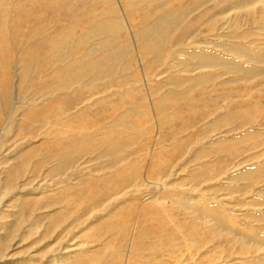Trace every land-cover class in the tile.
I'll list each match as a JSON object with an SVG mask.
<instances>
[{
	"label": "bare ground",
	"instance_id": "6f19581e",
	"mask_svg": "<svg viewBox=\"0 0 264 264\" xmlns=\"http://www.w3.org/2000/svg\"><path fill=\"white\" fill-rule=\"evenodd\" d=\"M218 1L222 11L211 20L206 13L199 19L201 25L212 31L216 22L221 29L229 25L232 31L242 32L219 37L248 41L250 32L240 30V18H244L256 24L254 31L263 43L245 42L251 47L235 42L197 43L198 48L186 46L189 50L184 54L190 62H179L178 48L198 31L196 23L187 24L190 15L211 0H0V261L8 263L19 239L18 247L30 240L20 248L21 264H35L32 258L38 256L45 264H209L205 256L211 250L216 253L219 241L227 239L230 246L240 241L246 257L239 263L252 264L253 257L255 264H264V240L230 225L218 212L217 200L211 205L203 194L211 190L203 183L220 176L212 165L217 158L209 148L221 140L210 142L207 131H191L194 123L218 113L217 107L213 113L195 110L206 97L211 99L212 91L255 76L254 67L222 59V54L264 68V54L250 50L263 46L264 53V33L260 34L264 32V0ZM232 1L241 2L233 7L235 17H229L230 8L223 9ZM39 53L45 58L40 59ZM170 64L173 76L182 77L166 80L167 92L149 88L146 79L151 66ZM139 74L141 82L136 84ZM227 75L236 77L215 83ZM136 88H142L141 93L134 92ZM244 94L248 99V93ZM91 98L96 99L91 102ZM240 106L225 108L226 116H239V109L242 121L218 135H236L252 126L255 105ZM183 110L195 114L180 129L187 135L185 146H200L196 156L190 161L175 149L164 161H156L150 149L157 150L163 143L165 136H159V129ZM169 134L174 136L175 131ZM251 134L245 130L241 137L219 139L221 145L240 144ZM36 138L38 145L33 142ZM132 146L136 151L127 155ZM143 153L147 161L141 166V162L132 163L131 169L129 161ZM158 153L161 157L168 152ZM246 159L254 163L252 168L227 177L229 183L242 186L215 189L254 192L244 216L264 233V169L257 164L259 154ZM123 168L128 170L126 176ZM34 180L39 185L32 186ZM178 194L183 197L178 199ZM172 204L199 227L213 232L211 249L206 240L182 236L183 224L169 214ZM145 224L155 225L143 232ZM176 235L181 238L174 243ZM40 246L38 255L25 253ZM218 263V257L211 259L210 264Z\"/></svg>",
	"mask_w": 264,
	"mask_h": 264
},
{
	"label": "rangeland",
	"instance_id": "374dc122",
	"mask_svg": "<svg viewBox=\"0 0 264 264\" xmlns=\"http://www.w3.org/2000/svg\"><path fill=\"white\" fill-rule=\"evenodd\" d=\"M201 1L204 2L205 0H201ZM211 1H212V3L210 5L205 6V7H200V9L198 11H196L190 15L191 17H190V19H188L187 24L192 23V22L196 23L195 29H197L198 31H197L196 36H192L190 40L186 39V42L178 48L177 53H175L176 54L175 58L179 59L180 60L179 62H182L184 60H187L190 62V59H188V57H186L184 54V52L189 50L186 46H194V47L198 48L199 45L197 43H202V42H216V43L218 42V43H221V42H223L225 44L226 43L233 44L235 42V43L241 44L245 47H251V46L246 45L245 42H256L257 40H259L258 42L263 43V38H259V35H257L254 31L256 24L253 22H248L247 20H244V18H240V22H241V25H240L241 29L240 30H243L245 32H250L251 36L248 38V41H240V40L231 41V40H227L224 37H219L220 34L226 36V35H234L235 33L238 34V33L242 32V31H238V30H236L238 32L232 31L229 25H228L229 29H226V27L221 29V24L216 22L214 25V31L209 30V29H207L206 26L201 25L199 19L202 16H204L206 13H208L210 15L208 20H211L212 15L216 16L219 12L222 11V9H220L218 7V2H219L218 0H211ZM240 1H242V0H240ZM240 1H239V3L237 1L236 2L232 1L233 3L227 2V4L225 6H223L224 7L223 9L230 8V10L228 11L229 17H235V12L233 11V7L237 4H241ZM142 13L143 12L140 11L138 13V15L141 16ZM254 13H255L256 19H258V17H257L259 15L258 4L254 7ZM235 20L238 22L237 19H235ZM262 33H264V32H260V34H262ZM214 35H217V36H214ZM217 37H219V38H217ZM187 40H189V42H187ZM255 48H256V50H253V49H250V50L256 54H259V55L264 54L261 50L263 48V46L255 47ZM259 49L261 51H259ZM179 50L181 51V53L179 52ZM37 56L39 58L41 57L40 59L45 58V54L39 53V54H37ZM221 57H222V59H225V60H233L235 62H239V64L241 66H244V67H246V66L254 67L251 69L255 71V74H254L255 76L253 77V79H248L245 81L243 80L237 84H235V83L229 84V85L224 84L222 87H218L216 90L212 91V93L209 95V96L212 95L211 99L207 100L206 99L207 97H206L204 99L205 101L203 100V103H199L197 106H195V110L200 111V112H202V110H203V112L212 111L211 113H213V109L215 107H217L218 113L214 112L213 115L209 116L208 118H206L202 121H199L197 123H194L193 130H191V131H192V133L194 132V134L196 132V129L198 131L200 130L199 132L207 131L208 135L210 136V138H208V141L212 142L213 140H216V141L221 140L219 143L220 145L222 143V139L231 140L235 137H241L244 135L245 130L250 131L252 134L247 136L245 140L243 139V141L240 144L233 143L234 141H229L225 145L220 146L218 144H215V146L209 148L211 150L212 154L215 155V157L218 159V160L217 159L214 160L212 162V165H213V168H215V169L217 168L219 170L220 176L217 180L208 181L209 183L208 182L203 183L204 186L207 185L209 187V189L211 188V190H210L211 192L205 191V192H203V194L206 196L208 203L211 205L214 204L217 200V202H216L217 206L216 207H217V210H219L218 212L223 216V218L225 216V219H229L228 222H229V224L231 222L230 225H232L235 228H238L240 230H246L247 233L253 234L254 237H256L257 239H260L262 241V240H264V238H263L264 233L262 231H260L259 229L256 230V228H254L250 224L251 220L249 222V220L244 216L247 209H248V204H247L248 202L247 201H250L249 197L252 194H254V192H252L251 190H248L246 193H242V194L234 192V191H232V193H231L230 190L215 189V186H218V185L242 186L241 183H240V185H239V183H234V182L229 183L227 181V177L229 178L230 174H232L238 170L245 169L244 167L252 168L254 166V163L252 161L247 162V159H246V157L249 155L259 154L260 159H259V163H257V164H258V166H260L264 169V163H263L264 162V71H262L264 68H262V65H260V64H258V65H251V64L246 65V64L242 63V61H240L239 59L232 58L231 55L228 53L222 54ZM171 65H173V64H170L168 66H154V65H153L154 67L151 66L150 70H148L147 79H146V80H148L149 88L157 89V90H159V92H163V91L167 92L168 89H170V88L168 86H165L166 82H167L166 80H168L169 78H172V80H176L178 76L182 77V74L181 75L177 74L176 76H173L175 73L171 69L173 67ZM161 72H165V73L160 74ZM187 77H189V76H187ZM234 77H236V76H232V75L223 76V77L217 79L215 83L219 84V82L220 83L221 82H224V83L229 82V80L231 78H234ZM132 82H133L132 79H130L129 84H133ZM134 82L136 84H139L141 82V74H139V76L134 79ZM120 83L122 84L123 81H121ZM230 85H232V86H230ZM207 87H209V86H207ZM141 90H142V88L141 89L136 88V89H134V92H140L141 93ZM245 92L248 93L247 94L249 96L248 99L246 98V95L244 94ZM222 96H224V98ZM195 97L200 99V96L198 93H195ZM95 99L96 98H91V102L95 101ZM114 99L115 98L112 97V100H114ZM146 101H147L146 99L143 100V102H146ZM140 102H142V100H139V103ZM205 102H206V104H205ZM243 104H245V105L247 104V106L250 108L251 107L253 108L255 105L254 108L257 112L253 117V119L254 118L255 119L253 120V122L251 124L252 126L250 128H246V129L241 128L237 132L236 135H235V133L234 134L230 133L227 135H224V134L218 135L219 132L222 130H224V131L233 130L237 126V123L242 121V112H240L239 109H236L239 112V116H237V113L235 116H226L228 114V112H226V111H228V109L225 110V108H227L228 106L229 107H232V106L238 107L240 105L242 106ZM92 109H93V107H92ZM183 111L184 112L177 115V117H175V119H172L168 124H165V126H164L165 128L163 127V129H161V128H160L161 130L159 129V132H158L159 136L161 138H164V136H165V138L163 140V143L162 142L160 143V147H158L157 150H151L150 149V151H152V153L154 152L153 154H151V158H154L155 157L154 154H155L158 157L156 161H164L165 159L170 157V152H171V154L173 152L176 153V151H174L175 149H178L177 153H179V154L181 152H183L185 155L184 158H189L190 161L193 159V155L196 156V150L200 146H198L197 148H194L193 146L191 148L185 146V144L187 143V135H185V132L182 133V130L180 129L182 122L184 121L186 123V122L191 121L190 119L193 118L195 114L193 113V111H185V110H183ZM231 113H234V111L232 110ZM139 122L141 123L143 121L139 120ZM213 122H215V123L213 124ZM209 124H212V126L207 128L209 126ZM173 130L175 131V134H173L174 136H171L169 133H170V131H173ZM191 131H188L187 134L190 135ZM11 133H12V131H11ZM219 137H221L222 139H219ZM38 141L39 140L36 138L33 142H34V144L38 145L39 144ZM208 141L205 143L206 145L203 148L208 146L207 145ZM181 143H182V145H181ZM174 144H176V145H174ZM135 151H136V146H132L125 153L127 155H130ZM161 151H166L168 153L165 155H162L160 157L159 156L160 154L158 152H161ZM147 158H148V155L143 153L142 156L136 158L135 160L132 159L129 162L131 163V165H132V163L134 164L137 162H141L140 163V166H141L142 164H144L147 161ZM241 160H243V161L241 162ZM252 163H253V165H252ZM188 166L189 165L184 167V173L187 172L188 168H186V167H188ZM133 168H134V166L132 165L131 169H133ZM190 169H192V167H190L189 170ZM115 170H116V168L114 167L112 169V175H114V176L117 174V172ZM122 170L125 172L124 176H126V173L128 170L126 171L125 168H123ZM85 178H87V177H85ZM203 180H204V178L203 179L201 178V180L199 179L198 181H196V183H200V181H203ZM210 182H212V183H210ZM39 183H40L39 180H34L31 182L32 186H37V185H39ZM31 184H30V186H31ZM228 188H233V187L229 186ZM229 191H230V194H229ZM151 193H153V192H151ZM178 195L176 196L178 199L183 197L181 194H178ZM253 197H254V195H253ZM231 201H232V203H231ZM234 202H235V204L237 203V205H235ZM262 202H264V199H262ZM241 203H242V206L239 205ZM172 205H173V207L171 206L172 208H170L169 214L172 217V220L174 222L183 224V225H181V230L183 229L182 230V234H183L182 236H184V237L186 236L187 239H196L197 238L196 240H198L199 242L200 241L205 242V240H206L207 241L206 247L211 249V246L213 245V241H212L213 232L211 230L207 231V230H204L203 228L199 227L197 224H195L189 218V215L184 210H182L181 208H178V206L175 204H172ZM230 205H232V206H230ZM237 206L240 208H238ZM161 209H162V207H159V210H161ZM152 214H153V212H152ZM92 223L94 224L95 221H93ZM248 223L250 225H248ZM154 225L155 224H150V225L145 224L144 227H141L142 229L141 228L140 229L143 232L148 231V229H151V228L153 229ZM192 227H197V229H195V231H194V229H192ZM190 229L192 230L191 232H190ZM88 233L89 232H87L86 234H88ZM195 234H197V235L195 236ZM165 235L166 234L162 235L163 239L165 238ZM202 236H204V237H202ZM176 237H177V239H176V241L174 240V243L178 242L181 238L179 235H176ZM210 237H211V239H210ZM151 239L152 240H145V241L143 240V241L145 242V244H149L151 241L154 240V238H151ZM15 241L17 242L16 246L13 247L12 251L9 253V255L11 256V259L8 261V263L0 261V264H21V262L18 259L20 248L26 246L30 240L27 242V244H24L21 247H18L20 240L16 239ZM219 242H220L219 247H218L216 253L213 250L209 251L208 255L205 256L204 261H206L207 263L210 264L211 259L218 257L219 258L218 264H242V263H239V260L243 256L242 254L244 253V251L240 248L241 247L240 241H236L233 246H230V243L227 239H221ZM39 248H41V246L37 247V248H29L25 253L30 254V255H38L36 253V250H38ZM243 257H246V256H243ZM248 257H249V255H248ZM32 262L35 264H37V263H44L45 264V260H44V258L42 259L41 256L33 257ZM250 262L252 264H255V263H257V260H256V258L252 257L250 259Z\"/></svg>",
	"mask_w": 264,
	"mask_h": 264
}]
</instances>
